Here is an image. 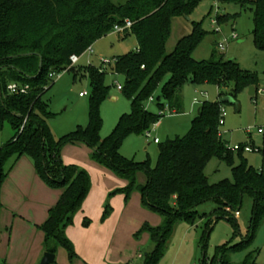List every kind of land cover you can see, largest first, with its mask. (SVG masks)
Returning <instances> with one entry per match:
<instances>
[{
	"label": "trees",
	"instance_id": "obj_1",
	"mask_svg": "<svg viewBox=\"0 0 264 264\" xmlns=\"http://www.w3.org/2000/svg\"><path fill=\"white\" fill-rule=\"evenodd\" d=\"M220 1L252 6L254 43L257 49L264 51V0ZM199 2L0 0V130L6 121L13 133L0 146V189L8 173L4 168L7 160L12 156L27 155L40 179L48 187L61 190L58 200L48 210L47 218L38 226L43 232L44 252L55 255L57 248L63 247L71 262L77 256L66 228L82 209L91 188V179L86 169L64 165L60 158L64 146L77 143L87 144L93 161L126 181L125 186L108 193L101 221L112 210L108 203L111 196L122 194L127 201L134 191L139 192L142 207L161 217L159 225L145 222L136 232L146 233L151 245L149 251H140L141 264H157L165 253L174 225L179 220L192 225L198 217L196 207L206 201H213L217 206L214 219L225 216L237 227L235 212L240 210L244 195H250L253 205L249 233L229 249L243 248L254 239L258 224L264 222V149L261 151V166L255 169L242 156L243 148L233 151L225 145L219 126L222 105L230 103L221 99L229 96L236 100L238 94L250 86L254 87L256 94V77L242 70L233 59H225L215 46L208 59L195 60L192 53L206 34L195 23L192 32L180 38L171 52L165 51L172 20L190 16ZM125 20L132 22L125 34L133 33L138 46L135 51L115 57L113 71L124 75L120 91L130 100V112L120 116L108 136L100 138L99 105L107 97L108 87L103 81L105 72L100 73L97 68L88 66L85 69L91 95L87 125L78 126L54 139L47 124L52 114L42 99L54 84L49 74L69 69L72 55L81 56ZM216 20L218 24L225 22L221 14L216 15ZM189 80L197 85L213 84L219 92L215 102H204L199 107L188 133L158 142L159 153L154 167L149 159L136 162L121 155L119 147L126 135L149 131L164 115L152 114L146 109L156 89L161 86L160 96L170 113H181V92ZM11 82L27 84L28 92L9 93L7 85ZM157 101L162 107L159 98ZM235 153L239 160L237 164ZM211 157H217L231 168L230 179L213 184L207 181L204 167ZM140 172L146 175L143 184L137 182ZM89 223L90 220L84 218L83 224L87 226ZM211 223L212 220L205 223L204 234ZM204 240L205 235L201 242ZM225 250V247L219 248L210 259L202 257L200 264H230L224 260ZM241 264L258 263L248 254Z\"/></svg>",
	"mask_w": 264,
	"mask_h": 264
},
{
	"label": "rangeland",
	"instance_id": "obj_2",
	"mask_svg": "<svg viewBox=\"0 0 264 264\" xmlns=\"http://www.w3.org/2000/svg\"><path fill=\"white\" fill-rule=\"evenodd\" d=\"M217 14L223 15L225 22L213 25L212 20L215 19ZM233 15H236L234 19L232 18ZM193 23L198 26L199 30L206 31L203 40L192 53L195 60L208 59L213 47L218 48V43L225 42L224 48L218 50L224 58L233 59L242 70L251 72L256 77L258 90L253 97L249 95L248 87L239 93L232 103H223L222 109L225 111V116L223 124L219 126V132L222 135V141L227 146H250L253 151H242L241 154L249 165L259 169L261 166V151L264 149V51L257 49L254 43L252 34L254 30L253 8L249 4L242 6L239 3L222 2L220 0H200L198 6L188 18L180 16L172 20L170 36L165 45L166 53L174 49L180 38L192 32ZM233 35L237 38H233ZM137 46V40L133 33L123 34L112 30L91 45V52L85 51L75 65L63 70L59 78L52 79L54 84L45 92L42 99L47 105V111L52 114V117L47 120V124L54 139L74 131L78 126L85 127L87 125L88 101L91 95L89 75L85 69L88 66L97 68L100 73L105 72L103 81L108 87L107 97L99 105L102 119L99 131L100 138L108 136L120 116L130 112V100L117 87L123 85L124 75L113 71L114 62L112 60L124 53L135 51ZM101 58L111 62L103 65ZM160 91L161 86L156 89L154 100L147 103L146 109L152 114H158L162 109L164 115L158 119L148 132L126 135L119 147V152L125 158L136 162L149 159L152 167L156 165L159 153V144L154 143V138H157L159 143H163L168 139L186 135L199 107L204 102H215L219 92L217 86L213 84L197 85L189 80L181 92L183 111L181 113H170L160 96ZM79 93L85 94L80 96ZM111 97H115V99L112 100ZM158 98L162 107L159 106ZM12 134L9 123L4 121L0 130V146L7 142ZM90 154L91 148L85 143L68 144L62 148L60 158L64 165L80 166L86 169L90 175L86 166L95 162ZM22 156L18 158L10 157L4 168L9 172L12 166L24 157L32 162L29 156ZM234 161L236 164L239 162L236 153ZM103 170L104 172L110 171L117 182L125 181L117 177L111 170L107 168ZM204 173L210 184L231 178V168L217 157H211L207 161ZM93 175L97 180L99 174L94 172ZM90 177L92 180L91 175ZM145 181V173H138L137 182L143 184ZM123 186H117L116 188ZM134 194H139V192L134 191L127 201L123 196L124 206L132 202ZM111 198L112 196L108 199V203L112 208L110 214L114 212L110 202ZM252 205L251 196L244 195L241 208L238 215L235 216L237 227L225 216L214 219L217 206L213 201H206L198 205L196 207L198 217L192 225L184 220H179L174 225L169 244L157 264H200L202 257L212 258L221 247L227 249L223 252V256L224 260L230 264H241L248 254H251L258 264H264V222L258 224L255 237L249 244L240 249H229L248 235ZM137 206L143 212L141 214L158 216L157 213L142 207L141 202ZM109 215L103 221H101L100 216L101 222L111 219L112 223V230L107 239L109 245L111 244V250L105 254L106 256L98 255L95 259L88 258L89 260H87V258L77 254L75 250L77 256L71 262L68 259L66 250L63 247H58L55 254V264H64V262L65 264H122V261H125L123 260L124 257H128L126 261L131 264H141L142 258L138 257V251L142 253L149 251L151 247L148 242L149 237L145 233L136 234L137 230L129 234V222L125 218H121L125 215H121L120 211L117 212L114 218L112 216L108 218ZM88 219L90 220L89 217ZM210 220H212L210 228L204 234L205 223ZM7 227L10 229L11 226L4 227L6 238L0 241V264H11L7 260L10 249ZM114 228L117 229L115 232L113 231ZM203 235H205V240L201 242ZM20 241V247L17 246L19 252L16 253V257L21 255L24 258L31 257L34 251L32 241L22 236ZM14 244L13 242L12 245L14 246ZM61 256L64 257V262L61 261ZM39 261L40 259L36 264H39ZM126 261L123 263H126Z\"/></svg>",
	"mask_w": 264,
	"mask_h": 264
},
{
	"label": "crops",
	"instance_id": "obj_3",
	"mask_svg": "<svg viewBox=\"0 0 264 264\" xmlns=\"http://www.w3.org/2000/svg\"><path fill=\"white\" fill-rule=\"evenodd\" d=\"M111 99L114 100L115 97H111ZM86 168L92 176V185L84 200L82 210L74 216L73 223L66 228V235L72 241L77 254L89 260L88 258L95 259L98 255L106 256L105 254L111 250V244L109 245L107 241L112 230L111 219L101 222L100 216L108 193L117 186L125 185L126 181L117 182L110 171L104 172L103 169L106 168L99 166L95 162L94 164H89ZM93 171L99 174L97 180L93 175ZM60 194V189L50 188L40 179L28 158H20L12 166L0 189V241L6 238L4 227L7 225L11 226L10 229L8 227L6 229L9 232L8 238L10 241L7 257L9 263L36 264L39 259L41 260L44 253L43 232L38 229V226L45 221L48 210L56 203ZM110 202L114 212L108 218L111 216L114 218L117 212L120 211L121 215H125L121 216V218L123 217L129 222V234L134 233L145 222L152 226H157L161 222L159 215L141 214L143 212L137 206L140 205L139 194H134L132 202L129 204L130 206H124L122 194L113 195ZM85 217H89L91 220L87 226L83 224ZM115 230L117 229L114 228L113 231L115 232ZM21 236L25 239L28 238L33 243L34 251L31 257L27 256L24 258L22 255L16 257V253L19 252ZM13 242L15 243L14 246L12 245ZM140 254V251H138V257H140ZM127 258L124 257L123 260L126 261ZM61 261L64 262L63 256H61ZM125 261H122V264H131L127 261L123 263Z\"/></svg>",
	"mask_w": 264,
	"mask_h": 264
},
{
	"label": "built area",
	"instance_id": "obj_4",
	"mask_svg": "<svg viewBox=\"0 0 264 264\" xmlns=\"http://www.w3.org/2000/svg\"><path fill=\"white\" fill-rule=\"evenodd\" d=\"M212 23H213V25H216L217 24L216 16H215V19L212 20ZM131 25H132V22L131 21L125 20V22L123 24H117V25H115L113 27V31H115L117 33H123L124 34V33H126L127 30L130 29ZM233 38H237V37L235 35H233ZM224 43L225 42H220V43L217 44L219 50H222L224 48ZM86 51L91 52L92 51L91 50V46L88 47ZM79 57L80 56L72 55L70 57V65H69L68 68H70L71 66L75 65L78 62ZM112 61L115 62L116 59L113 58ZM101 62H102L103 65H106V64H109L111 61L101 58ZM61 72L62 71H60V72H52V73L49 74V77L52 78V79L53 78H59ZM117 87H118V89H121V85H118ZM7 90H8L9 93H12V94H26L28 92V90H29V86L27 84L20 85V84H18L16 82H11V83H9L7 85ZM84 94L85 93H80L79 95L82 96ZM153 100H154V97L151 96L149 98V101H153ZM195 101H196V99H195ZM165 106H166V109L168 110L167 105H165ZM159 113H164V111L161 109V111ZM224 116H225V111L221 108L220 125L223 124V118H224ZM153 141L155 143H158L159 142V140L157 138H154ZM228 148L231 149V150H233V151H238L241 148H243V151H245V152L253 151L252 148L250 146H248V145H234L232 147L228 146ZM236 215H238V211L235 212V216Z\"/></svg>",
	"mask_w": 264,
	"mask_h": 264
},
{
	"label": "water",
	"instance_id": "obj_5",
	"mask_svg": "<svg viewBox=\"0 0 264 264\" xmlns=\"http://www.w3.org/2000/svg\"><path fill=\"white\" fill-rule=\"evenodd\" d=\"M188 18V16H187ZM255 93V89L253 86L249 87V94L253 95ZM222 101H226V102H233V99L229 96L224 97L221 99ZM199 111V109L197 110V112ZM55 261V255L50 253V252H44L39 264H52Z\"/></svg>",
	"mask_w": 264,
	"mask_h": 264
}]
</instances>
